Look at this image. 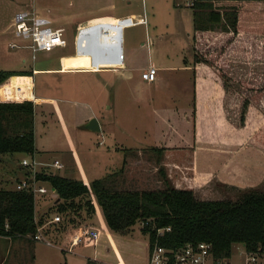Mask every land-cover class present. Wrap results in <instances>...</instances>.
<instances>
[{"label": "rangeland", "instance_id": "obj_1", "mask_svg": "<svg viewBox=\"0 0 264 264\" xmlns=\"http://www.w3.org/2000/svg\"><path fill=\"white\" fill-rule=\"evenodd\" d=\"M70 1L0 0V68L31 70L33 66L35 69L60 67L61 55L72 49L71 46L74 45L71 32L75 27L63 17L65 13L73 12ZM101 1L103 4L106 3V0ZM170 1L158 0L156 4L150 1L148 8H144L142 0H113L119 10H136L143 14L146 9L152 28L158 25L161 32H170L157 37L152 33L147 37L144 25L131 28V32H127L128 41L140 40V43L141 40L145 41L144 48L137 50V60L146 59L147 62L148 50L151 52L152 60L159 65L193 60L192 36L184 32L185 28L192 32L194 27L191 20L186 24L187 13L192 15V7H187L183 13H176L175 9L168 7ZM32 4L38 13L55 18L53 24L55 27H65L64 34L70 41L69 47L34 52L30 46H27L31 43L30 39L19 37L14 33L13 16L16 12L31 7ZM94 11L106 10L92 5L79 14L87 16ZM76 12H78L77 7L74 8V13ZM179 15L186 19L184 29L181 28ZM224 23L217 27L221 29ZM255 32L257 31L239 35L228 49L230 52L228 58L235 68L245 73L247 80L255 81L262 86L258 89L262 92L256 97L253 96L247 108L245 122L242 123L244 99L246 97L250 99V95L256 91L249 88L242 96V91L236 90L235 95H232L233 107L228 108L235 122L224 124H226V133L245 130L248 143L262 144L264 143V36ZM12 42L17 46L12 47ZM141 73L136 70L132 78L123 80L124 77L120 73L111 71L102 73L78 71L73 74L63 71L59 73L35 71L36 94L42 93L46 97L56 96V99L38 97L36 100L34 157L40 162L38 169L42 166L41 161L50 163L49 168L62 175L85 181L101 178L111 189L165 187L159 170L161 154L154 147L181 146L182 149L190 150L194 140L211 142L212 139H206L202 134L199 138H194L197 133L194 131V122L191 119L194 109L195 79L192 71L176 68L163 71L162 74L166 78L156 85L145 83ZM223 80L226 82L225 77ZM201 110L200 118L204 120L207 117L206 106L201 105ZM96 116L100 121L106 122V132L86 127L90 119ZM206 124L201 121L200 127L206 128ZM106 139L107 143L104 145ZM107 144L113 149L117 147V150L105 154L104 148ZM24 156L27 157L22 153L0 154V187L14 188L17 185L23 177L21 162ZM259 156V153L252 152L251 156H247L246 167L243 168L248 175L255 178L256 182L246 188L232 189V194L225 199L236 201L248 190H264V164ZM56 158L61 160L60 168L53 165ZM181 160L187 161L185 157ZM238 170L240 171L241 168ZM42 183L50 187L49 183ZM48 193L46 198L41 193H36L38 208L46 203L49 205V209L45 212L47 219L58 213L55 212L53 205L55 196L51 195V191ZM82 212L83 220H86L89 226H94L98 230L108 229L101 206H98L91 216ZM62 219L63 216L60 222ZM142 225L140 222L136 223L127 233L113 231L116 245L127 264H148L149 238L148 234L141 231ZM101 237L100 244L96 247H86L83 251L86 257L79 256L80 258L73 252L63 251L54 245L42 244L38 248L42 247L43 252L51 251L56 255L45 256L43 253L39 264H50L52 257L53 260L62 258L61 263L57 264H64V259L69 256L71 261L76 260L72 264H78V260L81 261L79 264H86L88 259L94 257L97 259L94 260L101 264H121L113 248L114 243L107 239L104 232ZM91 239L88 238L89 242L92 241ZM248 255L243 243H235L229 260L231 264H246ZM255 264H264V260H259Z\"/></svg>", "mask_w": 264, "mask_h": 264}, {"label": "crops", "instance_id": "obj_2", "mask_svg": "<svg viewBox=\"0 0 264 264\" xmlns=\"http://www.w3.org/2000/svg\"><path fill=\"white\" fill-rule=\"evenodd\" d=\"M150 1L155 4L158 2V0H142L144 8H148ZM194 1L195 0H171L168 5V7L175 9L176 13H183V10H187V7H192V15L187 13V22L185 21L186 19L179 15V22L182 29L185 27V22L186 24L189 23L190 20L193 22L194 27L191 30L192 32L186 28V31H184L187 35L192 36V41L194 40L193 38L196 34H201L204 38L207 37L211 41H218L223 40L234 33L232 27L226 28L225 26H221V29H219L217 27L219 24L214 27L209 26V29H196L194 19V10L196 9L192 6ZM198 1L199 3L207 4V6L202 10L205 11V13H207L210 9H214L219 11L222 16L225 13L229 16L236 13L238 14L239 30L233 42H235L239 35L244 32L250 33L257 31L255 32L256 34L264 36V15H262L264 14V0H197V2ZM70 2L73 7V12H67L63 15V17L67 18V20L75 27L74 31L71 32L73 35L74 45L71 46L72 49L61 55L60 62L62 65L60 67H44L39 69H35L33 66L31 70L7 69L26 73L14 74L15 76L24 75L31 77L33 97H29L27 99L32 100L35 105L37 104L36 100L38 97L42 99L47 98L49 100L56 99V96L46 97L42 93L36 94L35 71L37 70L45 71L47 73H59L63 71L70 72V74L78 71L94 73L111 71L118 74L120 73L124 77L123 80H125V78H132L134 71L138 70L142 72L143 69L149 67L150 65H155L158 68L156 80L146 81L141 76L143 81L150 85H156L166 78L164 74H162L163 71L172 70L173 68L192 71L195 79L193 86L194 109L192 111L193 113H191V119L194 122V131L197 133V136L194 135V138H199L202 134L204 138L212 139V141H208V143L194 140V144L190 150L187 148L182 149L181 146H163L164 149L161 153L159 162L160 168L163 169L175 186L193 189L195 194L201 199H225L232 194V189L246 188L256 182L255 178L248 175L243 168L246 167L245 162L248 160L247 156H251L252 152L259 153V159L264 164V143H248V140H246L247 135L245 130H237L232 133L227 131L226 133V124L224 123L235 122V119L233 120L230 116V111L228 110V108L233 107L232 103L234 100H232L233 97L228 94L226 82H224L223 77L218 72L217 66H212L205 62H195L194 55L192 61L176 64L162 63L159 65L152 60L150 50H148L147 62L146 59L137 60V50L144 48L145 41L141 40V43L140 40H134L133 42L128 41L127 32H131V28L144 25L147 37L151 36L152 33L153 36L156 35V37L170 33L167 31L161 32V28L158 25H154L152 28L150 20L146 15V9L143 11V14L136 10H119L113 0H106L105 4H103V1L101 0H71ZM92 5L98 6L100 9L103 7L106 11H94L87 16H81L79 14ZM75 7L78 8V12L76 13H74ZM31 8H34V4H32L31 7L24 9ZM48 17L52 20V24H54L55 18L51 16ZM223 23L224 22L222 21L220 25H223ZM63 28L65 32L66 29L65 27ZM67 40L68 44L60 47H69L70 41L68 38ZM228 55L230 56V52L227 50L225 59L229 62L230 70L232 69L234 73L239 75H244L245 73H242L240 69L235 68L231 64ZM12 76H10L2 84L6 83ZM2 84H0V87ZM256 84L258 83L256 82ZM237 85L238 87L233 84V86L236 89H239V91H244L242 92L243 96V93H246L247 91L246 87L242 86L240 83ZM260 92H262V90L251 94L250 101H252L253 96H258ZM23 100L25 99H7L3 97L0 89V101ZM201 105L206 106L207 117L204 120L200 118L202 114V110L200 111ZM96 118L98 119L97 116ZM201 121L207 123L206 128L200 127ZM98 122L100 124L99 131H103V133L106 132V122L100 121V119H98ZM221 138L222 140H218ZM106 143L107 139L103 144L105 145ZM106 146L107 147L104 148L105 154L117 150V147L113 149L108 144ZM34 155L31 157L37 160ZM182 157H185L187 161H182ZM184 162L187 163L184 164ZM43 163L44 162L41 161V164ZM240 168L241 170L239 171L238 169ZM22 169L24 170L22 173L23 177H25V173L28 171V168L22 167ZM42 184L45 185L44 183ZM50 189L51 190L49 191H51V195L56 197V193L53 192L54 190L52 188ZM47 193L41 194L44 198H46V195L49 194ZM48 209V203L44 204L40 208L36 205L38 218L44 217V223L39 227L40 229H38V233L41 234L42 237L34 238V234L31 233L26 235L18 234L16 236L0 234V264H39L40 257L43 253L45 256L56 255L51 251L43 252L41 249L42 247L38 248V246L42 244L54 245L56 248L59 247L63 251L73 252L75 256L86 257L83 252L84 249H86V247H96L99 245L103 232L106 234L107 239L114 243L113 248L119 258L118 260H120L119 263L127 264L120 249L116 245L113 232L108 230L109 228L106 230L100 228V235L96 243L92 237H85L79 244L74 246L72 251L67 250L72 239L78 233L82 232L86 228H96H94V226H89L86 220H83V217L76 220L74 223H69L63 217L60 222V220H53L54 216L58 214L55 213L52 217L47 219L45 217V212H47ZM88 238H92V241L89 242ZM48 241H51V244H49ZM92 259L97 260L95 257ZM61 261L62 258L53 260L52 257L50 264L61 263ZM63 262L64 264H72L73 262H76V260L71 261L69 256V258L66 257ZM79 263H81L80 260H78V264Z\"/></svg>", "mask_w": 264, "mask_h": 264}, {"label": "trees", "instance_id": "obj_3", "mask_svg": "<svg viewBox=\"0 0 264 264\" xmlns=\"http://www.w3.org/2000/svg\"><path fill=\"white\" fill-rule=\"evenodd\" d=\"M192 6L196 9V29H209L223 21L225 27L234 30L232 35L218 41L205 39L201 34L194 35L195 62L217 66L218 72L226 79V89L231 96L239 90L233 86L238 87V83L247 90L258 91L262 86L247 80L242 74L234 73L225 59L239 30L238 14L229 16L225 13L222 16L214 9L205 13L202 10L207 4L197 0ZM14 74L26 73L0 68V84ZM32 86L30 76L14 75L0 87L1 94L7 99H25L0 101V154L33 156L36 152L35 104L27 99L33 97ZM249 104L250 99L246 97L241 113L242 123L245 122ZM154 149L161 154L164 147L156 146ZM21 167L26 168L22 164ZM159 170L165 184L160 189H111L101 178L85 181L51 169L39 170L36 177L55 189V212L69 223L83 217L82 211L91 216L101 206L107 227L112 232L127 233L136 223H142L140 228L148 234L149 246L158 242L176 248L187 242L207 241L212 244L217 258L230 259L235 243H243L247 251L256 250L264 244V190H248L236 201L201 199L193 189L175 186L163 169ZM30 174V171L25 173L26 176ZM43 218H38L33 191L16 186L0 187V234H36L44 223ZM158 228H164V231L158 234ZM86 264L101 263L88 259Z\"/></svg>", "mask_w": 264, "mask_h": 264}, {"label": "built area", "instance_id": "obj_4", "mask_svg": "<svg viewBox=\"0 0 264 264\" xmlns=\"http://www.w3.org/2000/svg\"><path fill=\"white\" fill-rule=\"evenodd\" d=\"M12 24L14 33L17 36L31 40L29 46L34 52L41 50L51 51L68 44L64 28L55 27L48 16L38 13L35 8L16 12L13 16ZM11 46L16 47L17 44L12 42ZM157 75L158 68L155 65H150L141 73L142 78L146 81L156 80ZM21 164L28 168L31 174L25 175L18 181L16 185L18 189H28L35 194L47 193L51 190L36 177V173L39 170H50V163H43L41 169H38L39 162L31 156H27L22 159ZM53 165L60 168L62 166L61 160L56 158ZM53 220H61L60 214H56ZM167 229H170V227H167ZM163 231L164 228H158V234ZM99 235L100 231L98 229L86 228L72 239L67 250L72 251L74 246L79 244L85 237H92L96 243ZM33 237L40 238L42 235L37 232ZM48 243L51 244V241H48ZM247 253L249 255L247 256L246 264H255L259 260H264V244L260 245L256 250L247 251ZM148 264H231V261L228 258H217L212 244L207 241L187 242L176 248L166 247L155 242L152 246H149Z\"/></svg>", "mask_w": 264, "mask_h": 264}, {"label": "water", "instance_id": "obj_5", "mask_svg": "<svg viewBox=\"0 0 264 264\" xmlns=\"http://www.w3.org/2000/svg\"><path fill=\"white\" fill-rule=\"evenodd\" d=\"M87 128L93 129V130H100V124L98 122V119L93 117L92 119H90V121L87 123L86 125ZM53 190H55L53 188Z\"/></svg>", "mask_w": 264, "mask_h": 264}]
</instances>
